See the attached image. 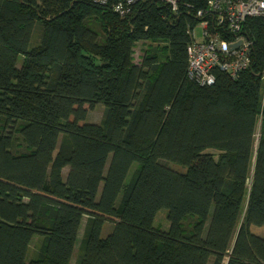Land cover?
<instances>
[{"label": "trees", "instance_id": "1", "mask_svg": "<svg viewBox=\"0 0 264 264\" xmlns=\"http://www.w3.org/2000/svg\"><path fill=\"white\" fill-rule=\"evenodd\" d=\"M209 1L0 0V264H71L85 219L77 264H264V18L250 68L200 87Z\"/></svg>", "mask_w": 264, "mask_h": 264}, {"label": "built area", "instance_id": "2", "mask_svg": "<svg viewBox=\"0 0 264 264\" xmlns=\"http://www.w3.org/2000/svg\"><path fill=\"white\" fill-rule=\"evenodd\" d=\"M95 2L103 6L113 2V12L121 17L129 16L132 7L138 2H162L175 14L179 7V0ZM196 18L199 23L188 30L191 38L187 47L188 79L200 87L213 86L218 73L236 80L252 65L254 43L244 34L243 25L249 19L264 18V0H210L204 10L196 12ZM196 28L201 30L199 40L194 37Z\"/></svg>", "mask_w": 264, "mask_h": 264}, {"label": "rangeland", "instance_id": "3", "mask_svg": "<svg viewBox=\"0 0 264 264\" xmlns=\"http://www.w3.org/2000/svg\"><path fill=\"white\" fill-rule=\"evenodd\" d=\"M194 37L199 40L201 38V30H199V28H196L195 31H194ZM36 43H37V38L36 40H34ZM141 49H142V45L141 44H138L134 50V59L136 62L139 61V57L141 55ZM103 112H104V107L102 105H97L94 110H91L89 111L88 113V116H87V122L89 123H94V124H99L102 120V117H103ZM207 153H210V154H215V156L217 157L216 154H218L217 152L215 151H212V150H209L207 151ZM173 169L177 170V171H185V168H178V166H173V165H170ZM137 167L136 164L133 165V168L132 170H134L135 168ZM67 174V170L65 169L63 171V175L64 177L66 176ZM154 226L159 228L160 230L162 231H167L169 229V223H168V220H167V211L166 210H161L160 212H158L156 218H155V222H154ZM107 229H111V225H107L104 227V232H103V236H105L107 234ZM252 232L255 233V234H258V235H263L264 234V229L260 228V229H256L253 227L252 229ZM38 237V236H36ZM40 238V237H38ZM82 238V234L79 236V240H81Z\"/></svg>", "mask_w": 264, "mask_h": 264}, {"label": "crops", "instance_id": "4", "mask_svg": "<svg viewBox=\"0 0 264 264\" xmlns=\"http://www.w3.org/2000/svg\"><path fill=\"white\" fill-rule=\"evenodd\" d=\"M86 220L87 219L84 220V222H83V224H82V226L80 228V231H79V234H78V238H77V243H76V246L74 248L71 264H77L79 247H80V243H81V240L83 238V235H84V228H85ZM81 234H82V238H81V240H79V236ZM40 244H41V238H38V237L35 236L33 238V240H32L31 245L29 246L28 256H27L28 261H30L32 259V257L34 256V253L36 252V250H37V248L39 247Z\"/></svg>", "mask_w": 264, "mask_h": 264}, {"label": "water", "instance_id": "5", "mask_svg": "<svg viewBox=\"0 0 264 264\" xmlns=\"http://www.w3.org/2000/svg\"><path fill=\"white\" fill-rule=\"evenodd\" d=\"M236 47H237V45L236 46H233L232 49H235Z\"/></svg>", "mask_w": 264, "mask_h": 264}]
</instances>
